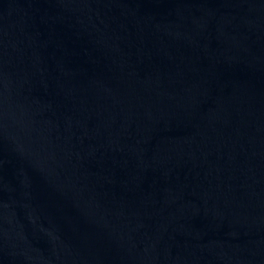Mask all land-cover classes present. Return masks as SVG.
I'll return each instance as SVG.
<instances>
[{
	"label": "water",
	"instance_id": "95a60500",
	"mask_svg": "<svg viewBox=\"0 0 264 264\" xmlns=\"http://www.w3.org/2000/svg\"><path fill=\"white\" fill-rule=\"evenodd\" d=\"M0 264H264V0H0Z\"/></svg>",
	"mask_w": 264,
	"mask_h": 264
}]
</instances>
